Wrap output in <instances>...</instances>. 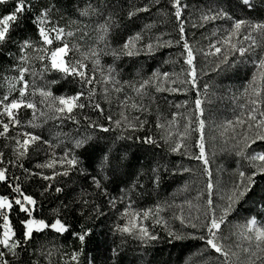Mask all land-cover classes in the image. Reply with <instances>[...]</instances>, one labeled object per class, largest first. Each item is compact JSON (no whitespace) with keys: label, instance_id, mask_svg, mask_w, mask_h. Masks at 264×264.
Instances as JSON below:
<instances>
[{"label":"trees","instance_id":"trees-1","mask_svg":"<svg viewBox=\"0 0 264 264\" xmlns=\"http://www.w3.org/2000/svg\"><path fill=\"white\" fill-rule=\"evenodd\" d=\"M31 3L33 5L32 12H26L22 20L13 25V30L10 33L13 40L28 37L39 42V35L36 26L31 22V17L38 14L39 8L53 6L49 12L51 22L53 25L58 24L65 28L63 39L73 49L66 59H83L82 52H87L93 47L98 48L101 52L100 66L98 67L108 71V66L112 65L116 70L113 75L120 81V86L117 88H123L121 92L109 89L105 94L103 77L101 71L97 70L96 80L98 83L91 86L96 89L92 102H88L87 96L81 97V102H85L86 106L83 109H74L73 114H71L73 119H68L66 116H62V119H51L49 110L40 104L39 93L37 92L35 97L28 96L29 99H34L37 104L35 122L39 127L32 128L29 126L26 130L40 135L43 140L50 141L53 147L50 148L49 145L44 144L43 140L36 141L30 145L27 156L19 162L23 163L25 169L34 172L43 171L45 174H50L53 170L60 172L62 168L59 164L55 166V169H40L37 168V165L45 163L49 159L61 158L65 150H74L75 154L82 160L79 167L87 170L82 173L74 169L69 172L67 177L57 175L51 181L53 190L41 195L49 182L35 176L26 178L23 169L7 164V160L12 158L13 142L0 137V151L4 153L5 158L3 166L8 169L7 175L9 177L13 174L18 176L22 189L37 200L38 207L34 214L37 217L51 220V209L56 208L63 201L69 204V209L67 211L62 210L61 216L71 224L72 230L79 231L81 225L92 229L91 237L86 240L79 256V264H89L90 261L91 264H223L219 254L207 248L204 241L187 235L188 233H195L196 235L200 233L188 226L187 223L182 224L172 210L177 197L176 193H181L182 188L189 184L188 192H190L191 186L192 189L199 188L201 193L206 194L207 180L203 162L193 158L199 153V149L195 146L198 133L189 132L187 146L190 149L188 153H184L182 148L178 152H172L170 140L166 143L163 139L165 137L164 128L156 126L159 123L166 127L167 122L173 119L176 122L177 117H173V113L181 114L180 105L187 100V104L193 112L191 128L195 129L196 116L193 110L197 89L190 86L187 92H168L165 88L159 87L162 90L157 91L158 86L151 83L138 95L127 84L123 83L124 81H134L138 85L142 79L149 78L156 71L160 72L161 75L168 72L172 76L176 70L182 71V67L187 74V64L184 57L180 55L183 51L182 44L175 43L179 39L178 22L172 14L170 0H159V3H156V0H31ZM185 3L187 7L182 12L185 37L193 48L194 54L196 41L203 32L200 27L202 22L198 21L199 12H197V8L202 5L209 4L212 8H223L232 15L233 20L264 21V0H252L254 5L252 9L243 6L241 0H185ZM145 5L149 7L147 12H135V9L144 8ZM12 6L13 0H9L7 8L0 7V15L10 11ZM85 8L89 9L87 16L80 14ZM129 11L134 12L132 17L128 16ZM109 15H111V20L108 21L109 33L104 40H100L101 33L98 31V26L104 23L105 18ZM191 16L196 21L194 25L191 20H188ZM233 20H230L229 23H232ZM68 31H72L74 34L67 36ZM137 32L142 36V40L137 42V47L139 48L141 44L151 41L154 51L148 53L145 49L140 51L139 55L132 57L124 54L114 57L112 51L120 52V45L129 36ZM208 34L212 36L213 31H209ZM169 40L172 41L171 45L167 43ZM53 43L58 45L55 40ZM215 46L221 47L219 44H215ZM209 51V54H216L214 49L210 48ZM9 52H17V46L12 42H9L7 47H0V99L9 91V84L5 77L10 78L17 75L12 69V65L16 63V57L15 55H7ZM29 54L32 55L31 51ZM196 61L195 54V64ZM34 63L39 71V62L34 61ZM85 63L88 66L87 71L91 73L93 71L91 60H86ZM230 66L227 65L220 71H216L214 77L223 78L227 74L223 71L228 70ZM246 69L242 67L234 77L233 84L235 83V87L238 88L236 92H239L244 82L247 75ZM185 77L187 78L186 75ZM25 78L29 80V93H31L32 78L27 74ZM54 79L59 82L56 84L48 83ZM182 80L183 77H180V82ZM227 81L231 82L230 77ZM203 83L209 85L206 91L204 88L201 90L204 94L201 99L204 109L202 118L205 120L206 142L207 127L210 126L209 121H206L208 112L210 109L213 112L216 105L209 107V94L207 92L211 88L210 81ZM35 85L38 88L50 87L56 95L74 94L81 90L78 83L71 79H60L55 71L45 72L42 77L38 75L35 79ZM180 89L182 88L180 87ZM84 91L87 92V89L85 88ZM16 95L18 93L13 92L9 99ZM125 95L142 105V108H131V103L124 101ZM118 102L122 105L121 109ZM95 103H100L103 109L102 113L95 109ZM143 109H147V111ZM41 110L47 115L40 116ZM122 112L134 124L143 122L142 127L128 128L122 121V126L118 128L114 122L119 115L121 116ZM108 116L112 117V121L106 119ZM137 117L138 119H135ZM218 117L221 118L219 113ZM19 118L21 121L31 119L32 110L22 108L19 111ZM0 119L7 122V118L4 116H0ZM91 123L104 124L109 127V131L104 132L100 128L91 127ZM19 132V128L10 127L8 135L16 136ZM89 136L92 137L89 143L96 149V155L93 159H89L83 149H74L75 140ZM121 136L124 138H120ZM127 136H132V139H127ZM145 136H151L156 144H144L142 138ZM137 137L141 139H137ZM5 144L8 147H5ZM109 148H111V163L104 172H101L98 159L101 154L99 150L103 149L106 152ZM207 150L208 144L206 142V155ZM235 157L241 170H247L246 162L237 156L226 158L223 161V168L230 171L236 163ZM212 163L209 161L208 167L212 172L213 203H215L217 169L215 166H211ZM154 168L158 169L160 176L158 186L153 183L152 179ZM183 168L191 169V171H180ZM174 169L175 171H173ZM105 173L108 179L102 180V184L107 189V196L95 188L90 178V174L103 176ZM255 179L256 184L229 213L226 223L222 225L221 232L230 224L240 220L246 221L250 216H256L264 227V206H262L264 205V177L257 176ZM57 186L64 190L61 193H56L54 188ZM0 194L11 195L5 182H0ZM111 197L117 198L115 207L109 203ZM85 199L89 201L87 205L82 203ZM157 204L162 205V211H156L155 206ZM125 208H128L129 213L131 210L143 212L151 209L152 211L144 226L148 228L150 233L158 235L159 239L143 243L135 236L116 231L117 224L123 226L126 223ZM81 210H83V215L80 214ZM24 218V214L19 213L14 206L10 213V219L17 238L21 237L23 229L20 221ZM157 219L161 222L155 223ZM201 220H203V215H201ZM165 223L167 227H165ZM0 224H2V220H0ZM169 229L184 235L185 238L172 239L167 234ZM79 249V242L68 233L60 235L54 233L53 230L46 229L42 233L33 234V239L29 241L26 251L17 250L19 258L13 257L7 252L6 258L9 264H37V262L38 264H75V262L70 261L69 257L73 250ZM111 249H116L117 254L115 256H113ZM0 250H4L2 246H0Z\"/></svg>","mask_w":264,"mask_h":264},{"label":"snow or ice","instance_id":"snow-or-ice-1","mask_svg":"<svg viewBox=\"0 0 264 264\" xmlns=\"http://www.w3.org/2000/svg\"><path fill=\"white\" fill-rule=\"evenodd\" d=\"M9 0H0V7L7 8ZM156 3H159V0H156ZM172 14L175 17L177 23V29L179 34V39L175 41L176 44L181 45L183 51L180 53L184 57V61L188 66L187 78L182 83H187L191 88L197 89L196 98L194 100V114L196 116V128L192 129L191 125L193 120L189 116L188 122L185 125L184 132L179 133L181 137L180 140L174 141L173 146L170 150L172 152H178L181 147L187 148V145L183 143V138L189 135L190 131H195L198 133V139L195 141V146L199 149L198 155H195L193 158L203 162L204 165V174L206 176V199L205 206L201 213L199 204L196 205L197 215L191 219L185 221L183 213L177 217L181 223H187L192 229L197 230L199 235L195 233H188V236L197 238L205 242V246L209 249L215 251L219 254V257L222 258L223 264H264V227L258 226V221L256 216H250L246 219L245 223L238 225L239 236L244 240L248 241L249 244L247 247L242 246L241 244H236V251L233 250L231 246L225 243L229 240V236H224L221 233L222 225L226 223L227 217L230 212L233 211L235 205L243 199L246 194H248L253 186L256 184V177H264V21H253L249 19H234L232 23L231 30L227 33V38L223 40V44L230 45V48L227 52L224 53L222 59L217 63L213 71H220L222 65H228L229 55L233 52H238L241 57L245 55L250 49L253 52L252 63L254 64L256 71L252 74L251 80L248 82V85L244 88V95L247 97V102L244 105H241V108H246V112H242L241 116L235 118V124L233 121H227L228 128H231L233 136L230 137L234 141L232 144V150L235 152L237 157L242 158L247 164V170L237 169V179L233 181V186L230 189V193L226 196V203L223 205L214 206L213 203V179L212 172L208 167L209 161L206 155V142H205V120L202 118L204 109L202 107V99L200 96L199 88L197 85V70L194 64L195 54L193 48L189 44L188 40L185 37V26L184 20L182 18V12L184 8L187 7L186 4L182 3V0H170ZM243 6H246L248 9L254 7L252 0H241ZM51 7H41L39 8L38 14L31 17V22L36 26L39 42L33 41L28 37L22 38L20 40H13L10 33L13 30V25L21 21L26 12H32L33 5L31 0H13V6L10 11H6L3 15H0V47H7L9 42L14 43L17 46L16 53H7L9 56L15 55L16 63L12 65L13 71L17 73L12 77H5L9 84V91L3 95V98L0 99V116L7 118V122L4 119H0V137H3L6 141L11 140L12 144V158L7 160V164L14 167H19L23 169L26 173V178L30 177H39L43 181L49 182L44 187L41 195L44 192H48L52 189L51 181L55 179L57 175L69 176V172L72 170H78L80 172H86L87 170L79 167L82 164V160L79 156L75 154L74 150H65L59 159H49L45 163L38 164L37 168L40 169H55V166L59 164L62 168L60 172L53 170L50 174H45L43 171L34 172L29 169H25L21 161L28 154L30 145L34 144L36 141H41L43 138L40 135H36L32 131L26 130L27 127L36 128L39 125L35 122L36 120V111L37 104L34 99H29L28 96L31 95L35 97L38 92L41 100L40 104L44 105L49 112L51 113V119H62V116H66L68 119H73L74 109H83L86 105L85 102H81V97L87 96L88 102L91 103L92 99L96 93V89L91 87L94 83H98L96 80V71H101V76L105 84L114 82V90L116 92L123 91V88H115V84H119L120 81L116 79L115 69L112 65L108 66V72L105 74L98 66H100V55L101 52L98 48L93 47L87 52H82L81 56L83 59L70 60L66 59L70 51L73 49L70 48L69 44L63 39L65 36V28L62 26L53 25L51 22V17L49 12ZM149 10L148 5H145L144 8H137L135 12ZM95 11V9H92ZM83 16L89 15V9L85 8L80 13ZM134 15L133 11L128 12V16L132 17ZM217 18H227L233 20L232 15L224 10L219 8L217 11L212 12L211 14H205L202 16V19L214 20ZM111 20V15L105 18V22L98 26V31H100V40H104L109 33L108 21ZM247 26L248 34L244 36V40L250 41L248 48L244 46L237 47L236 44L231 42V37L238 35L243 27ZM255 32L260 36L258 41L256 36H253L252 33ZM74 33L72 31L67 32V36H72ZM54 40L58 42V45H54ZM142 40V36L139 32L135 33L132 36H129L122 45H120V52L115 50L112 51L114 57H118L120 54L127 55L132 57L134 55H139L140 51L147 50L148 53L154 51L153 43L149 41L146 44H141L139 48L137 47V42ZM169 45L172 44V41H167ZM211 49H214L216 54H220L222 47H216L215 45H210ZM259 49V55H256L255 50ZM79 51V49H76ZM31 51L32 55L29 54ZM209 53H206V55ZM86 60H91L93 65V71L89 73L87 71ZM34 61L39 62V71L37 70ZM235 63V61H233ZM55 71L60 79L62 80H73L78 83L81 90L76 91L74 94H62L56 95L52 92L51 88L36 87L35 79L36 77L43 76L45 72ZM26 74L32 78V91L29 93V80L25 78ZM161 74L156 71L153 72L149 78L142 79L137 85L134 81H124V84H127L136 94L140 95L143 90L146 89V86L155 82ZM165 78L169 76L168 72L162 74ZM58 80H51L49 84H56ZM176 83V81H172ZM205 91L208 89L209 85L204 84ZM87 89V92L84 89ZM157 91L162 89L157 87ZM169 91H185L188 89L180 88H170ZM13 92H17L18 95L9 99ZM105 94L108 92V88H104ZM106 98V95H105ZM124 101L131 103V108L140 109L142 105L137 104L129 96L124 97ZM124 103V102H122ZM188 101L183 102L184 105H187ZM250 105V107H249ZM126 106V105H125ZM95 109L103 112L100 103L94 104ZM24 109L32 110V118L27 121H21L19 118V111ZM147 111V109H143ZM43 110L40 111V116H46ZM178 115V113H173V117ZM242 116H246V119H242ZM85 119H88L85 117ZM108 121H112V117L108 116L106 118ZM135 119H138L135 118ZM122 121L127 125L128 128H137L142 127L143 122L140 124H134L128 120L127 116L124 113H121V119L115 120V125L119 128L122 126ZM78 123V121H77ZM175 123V120H170L168 122L169 130L166 133V136L163 137L167 143L170 138H172L173 133L170 130L171 125ZM91 127L100 128L102 131H109V127L101 123H91ZM158 128L164 127L157 123ZM237 126L240 127V131L237 132ZM10 127L19 128L20 132L16 136H9ZM228 128L224 129V132L228 131ZM224 132L220 134L223 136ZM120 138H124L121 136ZM92 137H83L74 141V149H83L85 154L89 159H93L96 155V149L92 146L89 141ZM127 139L131 140L132 136H127ZM137 139H141L137 137ZM215 140V137L212 138ZM144 144H156V141L151 136H145L142 138ZM259 145L253 147V145ZM44 144L53 147L51 142L48 140H43ZM5 147H8L5 144ZM99 159V169L101 172H104L111 163L110 153L111 148L108 151L100 149ZM55 156V153H53ZM5 158L4 153L0 151V182H5L8 187L10 194H0V246L4 250H0V264H9L8 259L6 258V252L10 253L13 257L19 258V253L17 250L26 251L29 241L33 239L34 233H42L46 229L53 230L54 233L63 235L68 233L70 236L74 237L80 245L79 250H73L69 257L70 261L79 264V256L83 250V246L86 243L87 239H90L92 234L91 228H86L83 225L80 226L79 231L72 230V226L68 223L67 219L62 218V210L67 211L69 209V204L60 202L56 208L51 209L52 219H46L42 217H37L34 213L38 207L37 200L31 195L26 193L19 182L20 178L13 174L11 177L7 175L8 169L4 167ZM66 166V167H65ZM166 170V169H165ZM153 183L159 185L160 176L158 174V169L154 168L153 170ZM175 171V169L173 170ZM180 171H191V169L183 168ZM93 185L96 189L100 190L102 194L108 195L107 189L102 184V180H107L108 176L105 173L103 176L91 175ZM64 189L60 186L54 188L56 193H61ZM204 193H198V198L203 196ZM117 198L111 197L109 203L112 207H115ZM83 204L87 205L88 200H83ZM189 204V207H192L191 202H186ZM14 206L18 209L19 213L24 214V219L20 221L22 225V234L20 238L16 237V231L12 225L10 219V213L12 212ZM264 206V205H262ZM156 211L160 212L163 210L162 205L157 204ZM219 209V215L217 210ZM151 209L143 211V218L147 219L151 213ZM80 214L83 215V210L80 211ZM124 214H128V208L124 209ZM201 215H203V220H201ZM141 214L139 212L132 213V219L125 223L123 226L117 224L116 231L127 234L130 236H135L143 243H148L150 241H155L159 239L158 235H154L149 232L148 228L143 224L138 222ZM159 219L155 220V223H160ZM165 227L167 224L165 223ZM168 236L172 239L180 240L184 239L185 236L182 234H177L171 229L168 230ZM235 234V233H233ZM254 241V245L253 242ZM6 250V251H5ZM113 256H115L116 249H111ZM244 254V259H241V254ZM50 255V253H49ZM38 264V262H37ZM91 264V261L89 262Z\"/></svg>","mask_w":264,"mask_h":264},{"label":"rangeland","instance_id":"rangeland-1","mask_svg":"<svg viewBox=\"0 0 264 264\" xmlns=\"http://www.w3.org/2000/svg\"><path fill=\"white\" fill-rule=\"evenodd\" d=\"M182 3H185V0H182ZM197 12H199L198 21L202 22L201 29H203L202 34L198 37L195 45V54H196V70H197V85L199 87V91L201 93V98L204 96L202 93V89L204 88V81H210L211 88L207 92L208 95V103L209 107L211 105H216V107L213 109V112H208V118L206 121H209L210 126L207 127V133H206V142L208 144V150H207V156L209 158V161L213 162L211 166H215L217 169V176H216V192H215V203L214 206L217 205H223L226 203V196L230 193V189L233 186V181L237 179V169L241 170L239 163L237 162L235 165L231 168L230 171H227L223 168V161L231 156H236L235 152L232 150V144L234 143L233 140L230 139L234 134L231 131V128H228L227 121L231 120L235 124V118L237 116H241L242 112H246L248 109L241 108V105L246 104L247 97L244 95V88L248 85V82L251 80L252 74L256 71V68L254 64L252 63V59L255 57L253 56L252 50L248 52V54L241 57L238 52H233L231 55H229V63L228 65H231L228 70L223 71V73H227L223 78H215V72L213 69L215 68L216 63L222 59L225 52H227L230 48V45L223 44V40L227 38L228 31L231 30L232 23H229L230 20L227 18H217L214 20H203L202 16L205 14H211L212 12L217 11L218 9L212 8L209 6V4L202 5L201 7L197 8ZM188 20H191L193 25L196 23L193 16L189 17ZM209 31H213L212 36L208 34ZM248 34L247 26L243 27L238 35H235L231 37V42L236 44L237 47L244 46L248 48L250 41L244 40V36ZM253 36H256L257 40H260V36L253 32ZM203 36V37H202ZM219 44L222 47L221 53L215 54H207L210 53L208 50L210 49V45ZM256 55H259V49L255 50ZM215 56V57H214ZM235 61V63H233ZM227 65H222L221 68L223 69ZM248 66V69L246 67ZM244 67L247 71V75L244 79V82L242 86L240 87L239 92H236L237 87H235V76L237 73L240 72V69ZM182 71L176 70L173 75H169L167 78H165L163 75H160L158 79L153 82L156 86L165 88L168 92H176V91H169L170 88H187L189 89L190 85L187 83L180 82V77H183L182 81L186 80V71H184V67L181 68ZM186 70V67H185ZM188 70V66H187ZM235 70V71H233ZM105 74H107V70H102ZM160 73V72H159ZM161 74V73H160ZM230 77L231 82H228L227 79ZM172 81H176V83H172ZM227 81V82H224ZM114 82H110L105 84L104 86L108 88V90L114 89ZM182 85V86H181ZM119 84H115V88L119 87ZM128 96V95H125ZM119 103V102H118ZM120 109L122 107L121 103H119ZM182 113L179 114L177 117V120L174 124L171 125V131L173 133L172 138H170V143L173 146L174 141H178L181 139L179 136V133L184 132L185 125L188 122V117L193 115L192 110L187 105H180ZM250 107V105H249ZM262 110H264V106H262ZM218 113L221 116L218 117ZM219 118V119H218ZM242 119H246V116H242ZM117 119H121V116L119 115ZM164 135L166 136L167 131L169 130L168 122L166 124V127H163ZM228 128L227 132H224V129ZM236 131H240V127L237 126ZM224 132V135L222 136L220 133ZM215 137V140L212 138ZM187 138H189V135L183 138V143L187 145ZM257 145H253V147H257ZM183 149L184 153H188L189 147L185 149L184 147H181ZM189 155V154H188ZM213 168V167H212ZM214 172V170H213ZM190 185V184H189ZM189 185L182 188V192L176 193L177 197L173 203V213L175 216L179 217L181 213H183L185 220H189L192 217L197 215V209L196 205L199 204L201 206L200 211L202 213L203 208L205 206V199L206 194L203 196H200L198 198V193H201L199 188L192 189L190 186V192L189 191ZM204 193V192H203ZM190 201L192 207H189V204L186 203ZM139 212L141 214L138 222L140 224H145L146 219L143 218V212L141 211H132L127 214V220L126 223L132 219V213ZM217 214L219 215V209L217 210ZM258 221V220H257ZM245 223V220H240L238 222H234L230 224L225 230H223L221 233L224 236H229V240L225 241L226 244L231 246L234 251L237 249L235 248L236 244H241L244 247H247L249 242L244 240L241 236H239V229L238 225H242ZM258 226H262L260 222L258 221ZM235 233V234H233ZM254 245V241L252 242ZM241 259H244V254H241Z\"/></svg>","mask_w":264,"mask_h":264}]
</instances>
